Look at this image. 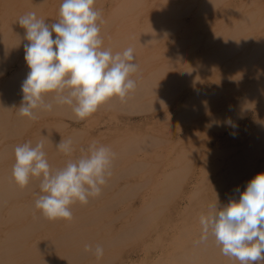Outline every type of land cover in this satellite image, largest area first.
<instances>
[{"label":"bare ground","instance_id":"bare-ground-1","mask_svg":"<svg viewBox=\"0 0 264 264\" xmlns=\"http://www.w3.org/2000/svg\"><path fill=\"white\" fill-rule=\"evenodd\" d=\"M61 3L0 0V264H239L201 240L199 217L264 172V0H95L102 46L134 50L135 89L84 120L46 96L53 109L29 119L18 21L57 22ZM40 140L53 170L93 142L115 153L101 194L73 204L70 221L35 208L39 180L12 177L14 148Z\"/></svg>","mask_w":264,"mask_h":264},{"label":"clouds","instance_id":"clouds-1","mask_svg":"<svg viewBox=\"0 0 264 264\" xmlns=\"http://www.w3.org/2000/svg\"><path fill=\"white\" fill-rule=\"evenodd\" d=\"M167 3L161 0L158 7ZM95 0H62L60 19L51 24L29 12L19 19L26 29L25 60L30 68L22 84L23 117L37 118V110L51 111L56 105L71 108L78 120L94 114L108 100L124 99L136 87L131 74L137 71L132 48L113 53L104 48L98 21L101 14ZM55 33V38H53ZM65 155L73 152V141L62 138L56 145ZM12 177L26 187L39 180L40 194L34 206L49 220H72V205L87 204L98 197L111 175L115 153L95 142L77 159H69L53 170L47 159L45 142L19 144L14 148ZM201 240L213 237L223 255L239 264L264 259V172L257 173L240 193L223 207L209 205L199 217ZM92 251V249H87ZM97 245L94 254L103 256Z\"/></svg>","mask_w":264,"mask_h":264}]
</instances>
